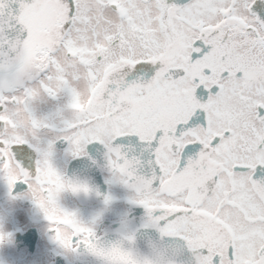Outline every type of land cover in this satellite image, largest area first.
I'll use <instances>...</instances> for the list:
<instances>
[{
	"label": "snow or ice",
	"instance_id": "snow-or-ice-1",
	"mask_svg": "<svg viewBox=\"0 0 264 264\" xmlns=\"http://www.w3.org/2000/svg\"><path fill=\"white\" fill-rule=\"evenodd\" d=\"M105 14L111 20L93 51L80 49L88 57L87 107L59 78L55 87L42 85L52 98L59 91L69 98L72 119L53 129L56 139L73 157L92 142L103 145L112 179L133 190L132 203L162 237L184 241L192 264H264V0H0V33L7 21L15 34L6 44L0 39L8 49L0 51V99L21 84L30 47L50 25L76 51L74 34L86 40L85 30L95 34ZM3 129L0 117V166L10 155L20 169L13 178L0 168L10 192L18 183L30 190L41 173L50 177L51 204L65 189L88 191L54 168L51 142L35 149L33 167L32 146L10 143ZM125 138L148 152L150 175L137 173L141 161L122 150ZM33 202L54 222L39 199ZM57 211L72 225L71 239L50 228L59 246L83 244L104 264H152L118 243L101 247L75 213Z\"/></svg>",
	"mask_w": 264,
	"mask_h": 264
},
{
	"label": "flooded vegetation",
	"instance_id": "flooded-vegetation-1",
	"mask_svg": "<svg viewBox=\"0 0 264 264\" xmlns=\"http://www.w3.org/2000/svg\"><path fill=\"white\" fill-rule=\"evenodd\" d=\"M109 20L110 15L105 14V23L96 27L95 34L88 30V38L82 42L74 34L73 49L76 51L65 47L61 43L59 30L54 24L50 25L42 33L39 42L30 47L26 58V73L21 84L11 91L5 89L0 99V104L4 106V111L0 112L4 135L10 138V143H27L32 146L29 163L34 167L37 158L35 149L48 150L51 142L50 161L54 168L68 180L88 188L87 192H73L70 189L60 191L55 204H51L47 198V188L52 185L46 183L50 177L43 173L39 181L31 182L30 190L18 183L10 192L6 183L0 180V229L7 226V238L0 246L5 250L7 264H104L99 257L90 254L83 244L75 250L67 248L68 251L64 252L61 249L63 247L60 248L55 243L45 228L46 223L52 228H58L61 234V229L66 228L65 238L71 239L72 236L71 223L65 221L57 209L75 213L83 224L92 228L103 245L111 244L121 236L130 235L133 237L132 246L138 252L147 254L150 251L149 245L143 248L138 242L148 244L153 242L152 236H161L157 227L149 224L144 208L132 203L133 190L112 179L103 145L92 142L84 146V155L73 157L67 151V142L56 139L57 132L53 130L62 127L64 121L72 119V112L66 107L69 98L63 91H59L56 98H52L44 91L43 86L52 87V81H55L56 86L59 78L78 93L81 108H86L90 99L89 68L85 63L88 57L81 54L80 49L93 51L91 45L103 31H100L101 27L109 26ZM101 43L107 48L106 44L102 41ZM28 70H31L30 75ZM31 85L40 87L41 98L26 99L25 90L31 91ZM26 102L28 111L25 110ZM21 112L27 119L21 118ZM33 119L49 126L34 127ZM123 143L125 147L122 150L129 157L137 156L141 161L137 173H150L147 164L148 152L140 154L135 138H125ZM8 147L9 144L6 143V152ZM0 168L6 176L20 178V169L10 155ZM30 193H40L39 200L44 206L46 202L52 206L50 212L54 216V222L50 223L44 218V213L36 207L33 202L35 197H30ZM179 241L186 249L185 256L182 260H170L171 264H192V253L184 247L183 240Z\"/></svg>",
	"mask_w": 264,
	"mask_h": 264
},
{
	"label": "clouds",
	"instance_id": "clouds-1",
	"mask_svg": "<svg viewBox=\"0 0 264 264\" xmlns=\"http://www.w3.org/2000/svg\"><path fill=\"white\" fill-rule=\"evenodd\" d=\"M28 74L29 75L31 74V70H28ZM50 86L55 87V81H52ZM30 88H31V96L29 98L30 100H37V99L41 98L42 93H41V89H40V87L38 85H31ZM20 115H21V118L27 119V117L24 116L23 112H21ZM40 195H41L40 193H30L29 194L30 197L34 196L36 199H39ZM45 207L49 211H52V206L50 204H48L47 202L45 204ZM6 227L7 226H5V228H3V229H0V233L5 234L6 233ZM45 228L47 229V231L53 237L54 234H53V232L50 231V228H52V226L50 224L46 223ZM61 232H62V236H66L67 235V229L66 228H62ZM128 236H130V235L121 236L115 242H113L111 244H108V245H103V244H101L99 242V245L101 247L107 248V247H110L113 244H117L118 243L123 249L131 251L133 253V255L137 259H139L141 261L147 259V260L151 261L152 264H167V260L165 259L164 255H163V252L161 250H159L158 248H153V249H150V251L147 254H142V253L138 252L132 246V241L130 242L127 239ZM5 240L0 241V245H3ZM55 243L57 245H59L56 241H55ZM60 248H61V246H60ZM61 249L64 252L68 251L67 249H63V248H61ZM69 255H70V253H69ZM0 264H7V256H6L5 250H4V248L2 246H0Z\"/></svg>",
	"mask_w": 264,
	"mask_h": 264
},
{
	"label": "water",
	"instance_id": "water-1",
	"mask_svg": "<svg viewBox=\"0 0 264 264\" xmlns=\"http://www.w3.org/2000/svg\"><path fill=\"white\" fill-rule=\"evenodd\" d=\"M15 34L7 31V21H5V31L0 33V39L4 41L6 44L11 38H13ZM0 51L8 52L7 47L2 48L0 47ZM18 53H9V55L15 57ZM7 56H5V60H7ZM150 173L143 175L148 176ZM153 242H150L148 244H145L143 242H138V244L141 245V247L144 248V246H148V250L153 248H158L163 252V255L167 261L170 260H182V258L185 256L186 249L183 248L180 241L178 239H173L170 237H162V236H152ZM147 250V251H148ZM149 252V251H148Z\"/></svg>",
	"mask_w": 264,
	"mask_h": 264
},
{
	"label": "rangeland",
	"instance_id": "rangeland-1",
	"mask_svg": "<svg viewBox=\"0 0 264 264\" xmlns=\"http://www.w3.org/2000/svg\"><path fill=\"white\" fill-rule=\"evenodd\" d=\"M104 30L103 26L101 27L100 31ZM86 34H88V30H85ZM82 47V46H80Z\"/></svg>",
	"mask_w": 264,
	"mask_h": 264
}]
</instances>
